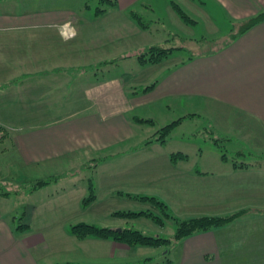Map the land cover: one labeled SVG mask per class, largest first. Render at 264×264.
<instances>
[{
  "label": "crops",
  "instance_id": "0c3cea01",
  "mask_svg": "<svg viewBox=\"0 0 264 264\" xmlns=\"http://www.w3.org/2000/svg\"><path fill=\"white\" fill-rule=\"evenodd\" d=\"M137 1L117 0L115 7L94 11L90 0H0V186L10 192L0 193V264H130L116 263V255L126 259L136 247L77 238L70 230L80 223L122 229L123 221L112 222L113 210L124 208L115 201L140 202L142 196L202 214L250 211L173 245L166 257L171 262L162 263L264 264V209L258 203L264 165L244 162L249 165L240 168L221 158L224 165L196 168L188 154L174 161L172 154L182 151L167 150V141L135 138V124L143 123L135 119L139 109L165 111L169 102L199 99L253 122L236 132L264 161L258 150L264 147V23L214 54L150 74L137 88L130 65L151 63L131 54L125 42L130 23L114 21L127 17L126 8ZM212 1L235 21L264 11V0ZM172 2L166 0L173 12ZM47 176L60 178L25 195L30 200L20 215L12 198L19 186ZM91 185L96 198L84 203ZM86 210L93 211L90 219Z\"/></svg>",
  "mask_w": 264,
  "mask_h": 264
},
{
  "label": "rangeland",
  "instance_id": "374dc122",
  "mask_svg": "<svg viewBox=\"0 0 264 264\" xmlns=\"http://www.w3.org/2000/svg\"><path fill=\"white\" fill-rule=\"evenodd\" d=\"M176 3L180 2L182 8L186 13L193 18L195 24H186L181 20L175 11L168 9L166 0H139L131 4L127 10V17L123 18L121 15L114 19L115 23L127 26L130 23L132 34L125 42L131 44V54L135 56L142 55L147 48L151 46H162L164 48H174L173 52L157 65L148 64L145 67H137L130 65V70L135 73V78L131 80L133 85L139 88L142 85L141 81L146 79L150 74L157 77L161 73H165L167 67L174 65L177 62L187 60L193 56H200L208 51L218 50L223 47L224 42L228 41L232 33V20L219 4L212 0H174ZM88 5L92 10L96 11L98 8H110L107 0H90ZM120 5L124 6L123 3ZM136 10L140 13L143 23L147 25V30L140 29V27L128 17L129 10ZM126 20V21H125ZM112 21V20H111ZM238 21V20H237ZM128 22V23H127ZM140 30V31H139ZM120 35L116 36L120 39ZM145 44L143 49L138 46ZM124 68H116V71ZM129 69V68H125ZM155 79V78H154ZM171 109L161 110L159 106L145 107L139 109L136 116L141 119L148 120L151 118L153 124L150 122L138 123L136 125L137 134L135 136L137 142L144 139L151 138L160 128L178 120L187 115H194V117L186 118L181 124L175 127L167 138V150L184 151L191 158L188 163L189 166H196L205 168L209 165H222L220 159L224 155L228 157V166L235 162L238 164L242 162H250L255 167L260 164L264 165L262 157H257L254 147L250 146L247 141L241 140V137L236 132L238 128L255 127L253 122L248 119L237 118L230 113H224L223 109L218 111L214 105L205 106L199 99L193 101L184 100L181 102H169ZM229 112L228 109H225ZM258 135H261L260 132ZM264 140V136L259 138ZM248 143V144H246ZM218 144V145H216ZM257 149V148H256ZM258 150L264 151V147H259ZM202 152V154L200 153ZM243 152L244 154L240 153ZM226 165V166H227ZM225 166V167H226ZM215 171V170H214ZM49 176L42 178L47 179ZM38 181V180H36ZM191 182V181H189ZM7 188H5L6 190ZM20 193L16 198L19 207L18 213L22 215L23 203H29V196ZM184 198V196H181ZM27 198V199H25ZM263 195L258 197V203L263 202ZM3 199H0L2 201ZM116 204L124 205V208H115L117 211H134L142 212L151 209V206L144 201H115ZM260 203L261 209H264V204ZM121 209V210H119ZM152 210V209H151ZM171 213L179 218L188 219L200 216H218L214 214H202L194 210L181 208L176 204L170 209ZM92 210L84 211V216L87 219L92 217ZM187 215V216H184ZM112 221L117 224L119 220L123 221L126 227L141 230L148 236H158L161 234L165 237H172L175 234L176 223L172 218L165 219V225L159 227L148 217H141L135 219L118 218ZM111 220V219H110ZM102 227V226H100ZM120 252L117 253L115 262L123 261L130 264H154L156 262L164 264L167 257V248L139 246L133 249L129 254H125L122 260ZM147 258H151L147 261Z\"/></svg>",
  "mask_w": 264,
  "mask_h": 264
},
{
  "label": "trees",
  "instance_id": "16d2710c",
  "mask_svg": "<svg viewBox=\"0 0 264 264\" xmlns=\"http://www.w3.org/2000/svg\"><path fill=\"white\" fill-rule=\"evenodd\" d=\"M109 2L110 7H115L118 2L117 0H107ZM88 5V4H87ZM172 7L177 15L181 18L183 22L186 24H195L196 21L191 18L186 11L176 2H172ZM105 8H98V10L104 11ZM130 15L133 20L137 22L141 28H148L145 23H143L140 13L136 10H131ZM264 23V11H260L254 16L244 18L238 21H232V33L230 34V38L228 41L224 42L223 47L229 46L231 43L236 41L239 37L243 34L251 30L252 28L256 27L257 25ZM218 50L208 51L202 55H211ZM174 48H164L162 46H151L147 48L146 52L142 54L140 57L142 62L144 63H151V64H158L160 63L163 58L167 57L170 53H172ZM192 57H190L191 59ZM155 86L151 84L145 87L143 91H149ZM194 117V115H187L184 117L179 118L178 120L169 123L162 128H160L151 138L147 140V144L151 143L152 141H160L162 143H166L168 136L172 132V130L181 124L186 118ZM139 122H150L154 123L153 120H145L141 118H135ZM244 154L243 152H240ZM188 155L182 152H177L172 154V159L177 161L179 159H187ZM228 158L226 155L223 156V159ZM237 167H246L248 163H234ZM251 165V164H250ZM65 175V174H64ZM60 176H52L47 179L38 180L35 182L28 183L23 186H19V192L24 194H30L34 191L45 187L55 181H57ZM6 186H0V193L3 195L9 194ZM15 190V189H14ZM96 198L95 190L93 185L90 186V194L87 198L84 199V203H89ZM144 201H146L150 206L151 209L148 211L142 212H134V211H117L113 215L118 218L123 219H135L141 217H148L151 219L156 225L159 227H163L165 225L166 218H172L175 220L176 223V230L174 236L165 237L163 235L158 236H148L144 234L141 230L132 229L130 227H124L121 230L118 229H111L109 227H100L97 225L87 224V223H80L71 227V233L76 236L77 238H87V237H97L102 239H112L118 243L124 244L129 247H137V246H150V247H161L165 246L167 248V252L170 251L173 245L179 244L182 240L196 235L198 233L207 232L216 228L225 227L245 214L249 213V210H241L237 213L230 214V215H222V216H200V217H193L188 219L179 218L173 215L168 207V205L153 196H142L140 197ZM21 228V226H19ZM151 258H147V261ZM166 263H170L171 260L166 258ZM74 264V263H69ZM154 264H160L158 262Z\"/></svg>",
  "mask_w": 264,
  "mask_h": 264
},
{
  "label": "clouds",
  "instance_id": "9594fccd",
  "mask_svg": "<svg viewBox=\"0 0 264 264\" xmlns=\"http://www.w3.org/2000/svg\"><path fill=\"white\" fill-rule=\"evenodd\" d=\"M70 25V21L69 22H66V24L65 25H63V26H61V27H65V26H69ZM75 29L73 28V36H75ZM61 38L63 39L64 37H63V34H61Z\"/></svg>",
  "mask_w": 264,
  "mask_h": 264
},
{
  "label": "built area",
  "instance_id": "2783aa9c",
  "mask_svg": "<svg viewBox=\"0 0 264 264\" xmlns=\"http://www.w3.org/2000/svg\"><path fill=\"white\" fill-rule=\"evenodd\" d=\"M69 35H70V37H71V36H73V34H72V33H71V34H69Z\"/></svg>",
  "mask_w": 264,
  "mask_h": 264
},
{
  "label": "water",
  "instance_id": "95a60500",
  "mask_svg": "<svg viewBox=\"0 0 264 264\" xmlns=\"http://www.w3.org/2000/svg\"><path fill=\"white\" fill-rule=\"evenodd\" d=\"M118 230H121V229H118Z\"/></svg>",
  "mask_w": 264,
  "mask_h": 264
}]
</instances>
